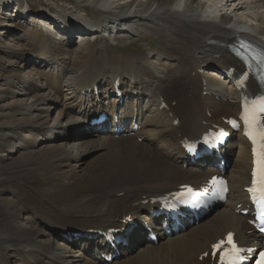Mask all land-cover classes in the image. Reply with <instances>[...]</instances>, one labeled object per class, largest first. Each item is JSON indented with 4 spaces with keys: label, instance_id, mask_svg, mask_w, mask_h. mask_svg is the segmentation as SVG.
<instances>
[{
    "label": "bare ground",
    "instance_id": "1",
    "mask_svg": "<svg viewBox=\"0 0 264 264\" xmlns=\"http://www.w3.org/2000/svg\"><path fill=\"white\" fill-rule=\"evenodd\" d=\"M72 1L86 20L79 13L37 12L67 24L57 33L58 46L49 33L32 39L33 29L0 10V34H8L0 38V264H210L206 252L228 232L244 244H260L236 213L251 169L250 146L239 134L225 152L228 201L170 237L160 233L157 242L147 239L146 227H153L154 198L219 172L185 161L181 142L214 124L224 127L222 116L238 112L232 86L223 83V95L214 96L221 80L213 68L233 61L227 50L237 35L264 46V0ZM11 3L17 16H34L23 0H0L3 10ZM123 26L129 35L148 31L156 44L116 51L114 37ZM83 48L84 61L78 60ZM5 59L23 63L7 71ZM100 110L118 111L128 128L90 126L89 116ZM133 123L140 128L133 131ZM128 216L136 227L111 262L99 259L109 253L100 239L64 236L117 228Z\"/></svg>",
    "mask_w": 264,
    "mask_h": 264
},
{
    "label": "rangeland",
    "instance_id": "2",
    "mask_svg": "<svg viewBox=\"0 0 264 264\" xmlns=\"http://www.w3.org/2000/svg\"><path fill=\"white\" fill-rule=\"evenodd\" d=\"M69 1H72V0H69ZM72 2H74V1H72ZM23 3L25 4L26 9L31 10V13H37L38 11H40V12L42 11L43 13H46L48 15L49 14L51 15V14L64 13V14H69L70 16H72L74 18L75 17L77 18L78 15L80 14V16L83 17L85 20L87 19V17L85 16L84 13H82V11L79 12V11H77L78 9L74 10L72 8V5L68 4L67 0H23ZM0 8H1V4H0ZM9 12L12 13L13 11H9ZM89 12L90 13H88L87 15L92 16V14H93L92 11H89ZM77 13H79V14H77ZM13 14H12V18L14 20V23H16L17 25L24 26V27L28 26L29 28L33 29L32 39L40 40L46 36V33H49L51 42L55 41L56 46L60 45L59 43L63 42V41H61L63 39H61V40H60V38L56 39V34H54L53 32L41 29V28L35 26L34 24H32V25L28 24L29 20H31L32 18L22 17V16L14 17ZM76 35H79V33H77V32L74 33L73 37H75ZM9 36H11V35H9ZM0 38H3L6 40L8 38V34L7 33H1ZM91 38H93V37L87 36L86 40H91ZM114 38H115V41H113V42L116 45V47H115L116 51H130L132 53H136V52H140V51L142 52V49L146 48V45L148 44V42L152 43V44H154V42L156 44V42H157L156 37L154 35H152L148 31H142V30H139L137 33H133L132 35L128 34V30L122 31L119 34H116ZM157 48L159 49V51H161L159 46H157ZM86 52H87V49L85 50V48H83V51L81 50L80 52H78L80 55L78 60L84 61L86 58ZM17 61L18 60H15V59H12V60L11 59L10 60L5 59V61L3 60L1 62H3V64L6 66L7 71H10L16 65V64L13 65L12 63H14V62L19 63V64L23 63L22 61H19V62H17ZM56 100L57 99H55V101ZM51 103H54V101ZM59 103H60V101H59ZM14 263H15V261H13L11 264H14Z\"/></svg>",
    "mask_w": 264,
    "mask_h": 264
},
{
    "label": "snow or ice",
    "instance_id": "3",
    "mask_svg": "<svg viewBox=\"0 0 264 264\" xmlns=\"http://www.w3.org/2000/svg\"><path fill=\"white\" fill-rule=\"evenodd\" d=\"M261 114H264V96H261L257 102L254 104V111L250 112L248 106L245 105V112L243 119L248 123L250 128H253L259 125V117ZM249 135L252 136L254 142H256L257 135L260 141V148L262 151L257 153L258 156V179L255 181L256 186L250 188L249 191L253 193L255 197V202L258 203L262 209H264V125H259L257 135H254L252 131L249 132ZM225 241L221 240L220 242L213 245V248L220 249L224 245ZM227 243L232 244V235L229 234L227 237ZM241 250L236 248L233 245L232 253H225L221 259V264H239L240 256L239 252ZM260 264H264V252L260 253Z\"/></svg>",
    "mask_w": 264,
    "mask_h": 264
}]
</instances>
